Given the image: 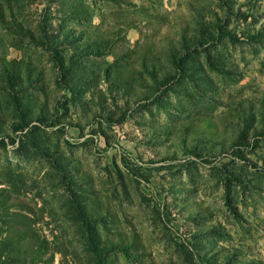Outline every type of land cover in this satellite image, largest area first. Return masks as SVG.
I'll list each match as a JSON object with an SVG mask.
<instances>
[{
    "label": "rangeland",
    "instance_id": "374dc122",
    "mask_svg": "<svg viewBox=\"0 0 264 264\" xmlns=\"http://www.w3.org/2000/svg\"><path fill=\"white\" fill-rule=\"evenodd\" d=\"M0 264H264V0H0Z\"/></svg>",
    "mask_w": 264,
    "mask_h": 264
},
{
    "label": "trees",
    "instance_id": "16d2710c",
    "mask_svg": "<svg viewBox=\"0 0 264 264\" xmlns=\"http://www.w3.org/2000/svg\"><path fill=\"white\" fill-rule=\"evenodd\" d=\"M12 251H15V252L17 251L16 245L4 244V241L0 244V254L1 255L3 253V256H4Z\"/></svg>",
    "mask_w": 264,
    "mask_h": 264
}]
</instances>
